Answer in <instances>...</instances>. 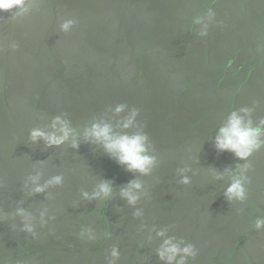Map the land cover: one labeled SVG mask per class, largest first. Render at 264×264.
<instances>
[{
  "label": "water",
  "instance_id": "water-1",
  "mask_svg": "<svg viewBox=\"0 0 264 264\" xmlns=\"http://www.w3.org/2000/svg\"><path fill=\"white\" fill-rule=\"evenodd\" d=\"M209 7L215 19L204 20L201 38L193 20ZM24 8L0 14V264H108L113 247L115 264H165L157 250L168 238L195 246L186 264H264V229L253 227L264 217V131L245 160L214 143L232 112L264 130V0H26ZM55 117L68 122V139L33 141L34 129L61 134ZM93 124L146 135L149 172L110 158L85 135ZM241 177L247 198L229 202L225 190ZM133 180L141 187L129 204L121 189ZM102 182L110 194L94 196ZM24 222L36 239L19 231ZM81 229L94 239H80Z\"/></svg>",
  "mask_w": 264,
  "mask_h": 264
},
{
  "label": "clouds",
  "instance_id": "clouds-1",
  "mask_svg": "<svg viewBox=\"0 0 264 264\" xmlns=\"http://www.w3.org/2000/svg\"><path fill=\"white\" fill-rule=\"evenodd\" d=\"M26 0H0V14L11 13L16 9H19L21 12L25 10L24 6ZM215 12L209 7L206 17L198 16L193 20L195 24H202L201 30L197 35L201 38L208 35V23H204V20L207 19L209 22L215 19ZM77 21L73 19H64L59 24V30L63 33H67L76 25ZM222 26V22H218ZM9 47L15 51L18 45L13 42ZM231 61H229V64ZM125 106L119 105L116 108V112L123 110ZM241 111H247L246 109H241ZM132 117L136 115V111H132ZM132 120L129 118L123 125L124 128H127L131 124ZM57 124L60 125L58 131L60 135L53 133H45L41 130L34 129L30 132V137L33 141L37 138L44 139L48 146L59 145L68 139L71 129L68 127V122L61 120L60 117H55L52 122L53 129H56ZM261 124H264V120L261 121ZM261 127L253 128L251 126V121L245 123L236 112H232L226 124L218 130V134L215 138V148L217 151H229L237 159L245 160L247 159L253 151L261 147L262 142L259 137L262 133ZM86 136H91L97 141L103 143L105 151L110 158L114 159L118 164L126 167V170L129 172H139L141 174H147L153 164L154 157H151L146 154L145 141L147 140L146 135L134 134V135H116L112 132V129L108 124H93L90 130H86ZM73 148H77L78 144L75 141L72 144ZM248 166L245 165V168ZM36 178H33L35 180ZM241 178H235L225 190L226 199L231 202L232 200H238L244 202L247 198L246 190L242 183ZM60 178L54 177L50 183H59ZM182 183H188L187 178H184ZM141 185L135 180L129 181L128 185L121 189V196L126 198L129 204H135L137 196L133 194V189H139ZM36 192H41L43 189L41 187L35 188ZM111 192V186L108 182H102L99 185V192L94 193V196L100 195L101 193L104 196H108ZM87 196V193H85ZM241 211V210H239ZM238 211V212H239ZM17 213L21 216H24L25 213L23 209H18ZM41 213V217H43ZM27 220V217L25 218ZM44 221L41 220V225L43 226ZM253 227L259 231L264 229V217L257 218L254 221ZM19 231L30 234L33 239L37 238V234L34 231L33 226L24 222L23 226L19 228ZM87 234V240L91 241L94 237L91 235V230L81 229L78 233L80 239H84ZM157 235L163 236V232H158ZM157 255L161 261H164L165 264H186V258L192 257L195 258L197 255V250L194 245L188 244L184 247H180L178 243L173 242V238L165 239L157 250ZM179 255V259H176ZM111 259L108 260V264H115V260L119 258L118 250L113 247L110 252Z\"/></svg>",
  "mask_w": 264,
  "mask_h": 264
}]
</instances>
